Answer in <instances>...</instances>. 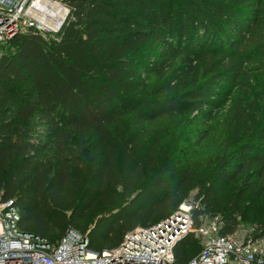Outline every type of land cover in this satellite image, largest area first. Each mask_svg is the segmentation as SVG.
I'll list each match as a JSON object with an SVG mask.
<instances>
[{
  "label": "trees",
  "instance_id": "obj_1",
  "mask_svg": "<svg viewBox=\"0 0 264 264\" xmlns=\"http://www.w3.org/2000/svg\"><path fill=\"white\" fill-rule=\"evenodd\" d=\"M63 2L69 18L53 36L28 29L0 43V195L14 201L19 230L55 242L72 227L100 252L136 227L160 222L196 191L195 224L222 216V233H234L244 195H229L231 179L241 172L264 176V105L255 115L238 110L236 130L245 135L230 158L204 176L191 155L206 131L174 143L161 164L155 148L137 156L139 142L118 148L114 132L123 119L141 126L168 110L203 113L239 85L250 52L264 79V0ZM207 58L213 64L199 78ZM37 127L52 135L63 127L84 130L102 146L93 189L109 209L89 231L85 211L67 214L82 203L89 207L69 190L72 167L65 159L47 165L37 156L43 147ZM254 235L264 236V225ZM200 249V240L186 235L174 247V264H187ZM256 264H264V254Z\"/></svg>",
  "mask_w": 264,
  "mask_h": 264
},
{
  "label": "rangeland",
  "instance_id": "obj_2",
  "mask_svg": "<svg viewBox=\"0 0 264 264\" xmlns=\"http://www.w3.org/2000/svg\"><path fill=\"white\" fill-rule=\"evenodd\" d=\"M252 44L253 42H250L248 45V51L252 49ZM179 64L182 63L179 62ZM211 64L213 60L207 58L203 64L199 65L197 72L199 78L206 73L208 68H211ZM207 76L209 74L205 75ZM263 105L264 79L260 62L257 55L250 52L239 85L225 91L221 101L215 102L212 107H206L207 109L204 107L206 111L203 113L194 108H183L175 112L168 110L141 126L133 123L125 124V119H123L121 130L114 132V144L119 148L128 140L133 141L132 145L139 142L137 156L145 155L155 148L154 161L161 164L167 160L165 159L167 153L174 143L176 147L190 140L189 138L195 140L199 134L206 131V137L191 155L195 170L204 176L213 173L215 168L220 166L221 160L230 158L235 146L245 135H240L236 130L238 122L235 115L238 110H246L255 115L258 112L261 113ZM209 110L212 112L211 118L202 119L204 114L209 115ZM246 122L244 120L241 124L244 125ZM36 131L42 136L43 143L41 150L36 153L45 164L52 166L59 159L69 161L72 167V186L69 190L76 192L83 202L89 203V207L82 208L84 204L82 203L78 208L68 211L67 214L85 211L82 224L89 231L97 218L109 209L101 200L99 193L93 189L97 180L93 167L103 157L102 146L98 147L97 141L84 130L63 127L57 135L45 133L41 127H37ZM117 162L118 168L123 171L125 166L121 165L122 158L118 157ZM247 174L250 173H238L231 179L229 185L230 196L233 197L238 191H242L244 195L241 214L238 218L240 222L235 232H245L264 225V176H258L256 173H252L253 176ZM195 199L196 191L192 192L190 197L171 214L168 212L161 214L159 221L170 218L181 208L188 209L187 206L191 204L192 207L194 204L199 205L200 200ZM195 206L189 210V213L195 210ZM217 217L222 219V216Z\"/></svg>",
  "mask_w": 264,
  "mask_h": 264
},
{
  "label": "built area",
  "instance_id": "obj_3",
  "mask_svg": "<svg viewBox=\"0 0 264 264\" xmlns=\"http://www.w3.org/2000/svg\"><path fill=\"white\" fill-rule=\"evenodd\" d=\"M70 14L63 0H0V43L18 31L35 29L44 37L61 30ZM53 36V35H52ZM188 209L170 218L139 226L116 246L94 251L86 234L69 228L57 241L20 231V215L13 200L0 195V264H174L176 243L193 233L201 249L187 264H256L264 254V236L255 228L222 233L218 217L195 224Z\"/></svg>",
  "mask_w": 264,
  "mask_h": 264
}]
</instances>
